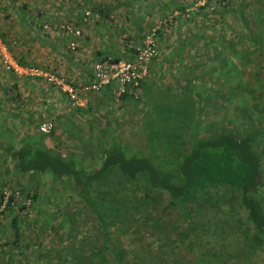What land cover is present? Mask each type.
<instances>
[{"label": "trees", "instance_id": "1", "mask_svg": "<svg viewBox=\"0 0 264 264\" xmlns=\"http://www.w3.org/2000/svg\"><path fill=\"white\" fill-rule=\"evenodd\" d=\"M1 1L9 11L8 16L0 15L1 45L30 73L19 76L6 71L0 52V264H259L254 259L264 252V161L260 152L264 127L259 129L253 120L256 111H242L247 119L243 120L244 133L231 127L215 128L207 122L209 106L205 95L193 90L196 85L180 86L172 92L164 86L158 90L157 84L146 81L148 75L138 86L127 85L120 96L112 85L101 92L82 93L93 82L97 63L134 64L149 38L158 50L164 36L172 34L175 47L171 52L176 48L192 50L197 38L201 39V34L194 39L191 34L198 30V19L205 18L203 12L208 10L221 17L229 13L225 0H207L195 10L177 6L176 15L162 14L160 27L150 31L144 44L132 49V55L100 53L91 69L74 73L72 82L66 72L79 68L67 61L68 53H58L59 38L55 40L44 28L54 26L48 20L46 24L38 20L43 11L30 17L27 3L18 6L16 0ZM139 2L121 0L119 6L132 10ZM238 2L235 13L245 24L243 41L256 47L254 58H261L264 34L255 40L254 32L256 24L264 29V10L256 5H264V0ZM85 3V12L89 10L86 13L97 22L110 19L118 5L112 3L109 9L92 5V1ZM246 6L250 7V21L241 9ZM86 13L73 24L81 33L79 37L62 30L73 19L57 25L75 44V39L81 38ZM12 15L44 45L39 52L56 54L58 63L39 60L33 47L25 50L28 42L7 40ZM233 37L237 39L229 42L242 46L238 41L241 36ZM211 43L213 56L224 54L218 41ZM232 47L238 53V48ZM68 49L72 51L70 45ZM257 60L263 66L264 62ZM56 64L64 65L63 70L54 71ZM32 70L41 75H32ZM217 72L224 82H236L231 94L245 88L240 77L250 74L224 59L212 71ZM51 77L55 81H50ZM155 80L159 81L158 77H152V82ZM58 82L76 93V99ZM95 96H100L99 105L107 108L101 114L92 101ZM55 97L59 99L54 103ZM176 98H194L198 110L190 150L177 148L176 169L165 171L158 169L151 155L129 148L113 115V104H155L150 124L169 127L179 122L163 115L158 104H170ZM258 107L260 118H264V103L250 108ZM45 124L53 125L48 134L41 132ZM80 125L92 136L91 143H83ZM159 136V132L150 133L151 140ZM124 238L130 240V251L120 245ZM47 241H51L49 245Z\"/></svg>", "mask_w": 264, "mask_h": 264}, {"label": "rangeland", "instance_id": "2", "mask_svg": "<svg viewBox=\"0 0 264 264\" xmlns=\"http://www.w3.org/2000/svg\"><path fill=\"white\" fill-rule=\"evenodd\" d=\"M16 1H18V6H22L26 3L30 6V17H37V11H43V17L38 19L40 23L45 22L46 24V20H48L50 24L54 26V28L50 29L48 24L45 25L44 28L55 40L59 38L60 45L58 46V53H68L70 60L67 61L72 63L76 68H79L75 69V71L71 68L69 72H66L68 80L72 82L75 80V75L80 70L86 67L91 69L92 64L96 61L97 55L100 53L102 55L104 53L120 56L132 55V49L138 48L144 44L145 37L148 33L160 27L162 14L173 12L176 15L178 13L177 6H185L189 8V10H195L197 7H204L207 0H141V2L134 5L132 10H125L124 7L119 6L121 0ZM85 1H92V5H98L99 7L107 6L109 9L112 3H117L118 5L113 9L115 11L111 13V18L108 20L103 19L97 22V20L91 18L84 19L85 23H83V25L81 24V38L75 39L77 45L76 50L68 52L71 39L57 27L69 23L67 19H73L70 24L78 23V20L83 18L84 13L89 11L87 10L85 12L86 9L82 6L86 4ZM254 2L255 0H249L248 3L253 4ZM258 3L256 4L258 6L257 8L259 10H264V5ZM5 4V1H1L0 3L1 16H8L9 14ZM223 4L226 6L229 5L227 6L229 13L221 17V14H213L212 10H208L203 12L205 18L198 19V30H192L191 34L193 39L201 34V39L197 38V41H195V48L192 50L183 51L180 48H176L171 52L175 47L174 37L172 34L164 36V41L158 44V57L151 64L146 81L150 84H157L158 90L162 89V86H164L171 92L178 91L180 86L196 85L193 90L203 93L206 99L205 104L209 106L207 122L210 125L212 123L215 124V128L219 126L221 128L231 127L236 128L240 133H244L245 122L243 120L247 119H244L245 116L242 114V111L245 108L256 111V113L253 114V120L258 123L259 129L264 127V118H260L261 109L259 107L257 109L250 108L264 103V56L261 58H254L256 47L243 41V35L241 33L244 21L235 13L240 6L238 0H231L230 3H227L225 0ZM241 9L246 16L245 19L250 21L252 19L249 14L250 7L246 6ZM9 18V23L11 22L10 26H12V32H9V37L7 39L9 42H28L30 45H26L25 50H30L33 47L34 50L38 51L37 57L41 58L39 60L45 58L44 61L48 59L49 61L58 63L54 58L56 54L53 57V53L48 54L39 52L44 45L37 41L35 35L26 29V26H21L19 24L18 18L15 15ZM255 26L259 29L257 28V31L255 30L256 34L254 32V38L255 40L258 38L261 39L264 34V29L259 27L260 25L258 26V24ZM168 32H170V30H168ZM233 36H241L238 41L242 43V46L237 47L229 42H233L237 39ZM212 40L220 43L219 49L223 50L224 54L213 56L214 47L213 43H211L213 42ZM232 46L238 48V53L234 52ZM0 47H4L1 45V42ZM21 50L22 46L19 52H21ZM246 54H248V56ZM223 59L229 62V64L235 65L238 71L246 70L250 73L247 76L243 75L240 77V83L245 87L241 92L237 90L235 93L231 94L229 91L232 87H235L236 82L233 80L224 82L223 76L219 75V72L216 74L212 73L213 69L223 62ZM257 59L263 61V66H259L260 63ZM195 65L201 66L196 70ZM62 66L64 65L56 64L53 70L60 72L63 70ZM154 76L158 77L159 81L155 80L152 82V77ZM196 77L197 80H195ZM195 81L196 83L194 84ZM261 87L263 91H261ZM36 90H41V87L36 86ZM257 91L259 96L257 95ZM227 98L229 100H225ZM58 99L59 97H55L53 102H57ZM101 99L100 96L92 98L94 105L99 109L97 111L99 114L107 110L105 106L99 105ZM80 105L83 106L82 103ZM155 106V104L146 105L144 101H141L136 107L132 106V104L122 106L115 102L113 104V108L115 107L113 115H116L120 124V132L125 135V141L130 149L133 151H144L151 155L158 169L174 171L176 169V149L180 147L188 152L191 148L192 137L194 136L192 126L198 106L194 98H176V100H173L170 104L159 103L158 108H160L159 110L163 115H171L179 122V124L169 127L165 124L157 126L150 124L149 116L152 113L151 108ZM141 119L143 124L140 123ZM80 127H82L80 130L83 136L82 139H84L83 143L87 140L88 143H91L92 136L87 133L82 125H80ZM152 131L159 132L160 134L155 140H151L150 133ZM262 148H264V139H261L260 150V152H263L264 161V150L262 151ZM88 215L89 213L87 211L86 217ZM59 241L62 242L63 238H60ZM50 242L47 241L46 244L49 245ZM120 243L121 247H125V251H130V240L124 238ZM113 245L114 247L117 246L116 243ZM61 246L63 247L64 243ZM110 257L112 260L113 257ZM254 260L258 261L259 264H264V252L259 255V258H255Z\"/></svg>", "mask_w": 264, "mask_h": 264}, {"label": "built area", "instance_id": "3", "mask_svg": "<svg viewBox=\"0 0 264 264\" xmlns=\"http://www.w3.org/2000/svg\"><path fill=\"white\" fill-rule=\"evenodd\" d=\"M85 18H90V13H86ZM62 30L66 34L72 37H79L80 31L73 24L65 25L62 27ZM74 39V38H73ZM145 48L139 50V57L136 63L130 64L127 62L120 63H111L109 60L104 63H97L93 71V82L85 87L83 92H101L103 88L108 86H114L116 95L120 96L125 92L127 85L138 86L140 81H143L148 75L149 64L156 60L158 57V50L156 43L153 42L152 38H149L145 42ZM70 48L72 51H75L76 44L71 42ZM0 52L2 54L3 65L6 71H13L15 74L29 75V71L19 67L13 59L10 57L5 47H0ZM32 75L40 76L41 73L38 71L32 70ZM50 81H55L52 77ZM61 84V82H58ZM62 85V84H61ZM63 86V90L69 91L73 99H76V93L72 90H69L67 87ZM52 124H45L41 127V132L48 134L52 131Z\"/></svg>", "mask_w": 264, "mask_h": 264}, {"label": "clouds", "instance_id": "4", "mask_svg": "<svg viewBox=\"0 0 264 264\" xmlns=\"http://www.w3.org/2000/svg\"><path fill=\"white\" fill-rule=\"evenodd\" d=\"M86 15V14H85ZM91 18V17H90ZM86 19V18H85ZM87 19H89V18H87Z\"/></svg>", "mask_w": 264, "mask_h": 264}, {"label": "crops", "instance_id": "5", "mask_svg": "<svg viewBox=\"0 0 264 264\" xmlns=\"http://www.w3.org/2000/svg\"><path fill=\"white\" fill-rule=\"evenodd\" d=\"M80 132H81V130H80Z\"/></svg>", "mask_w": 264, "mask_h": 264}]
</instances>
